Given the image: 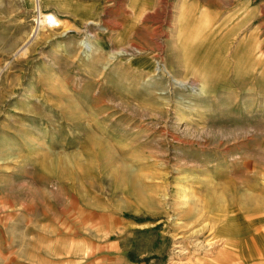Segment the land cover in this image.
I'll use <instances>...</instances> for the list:
<instances>
[{
  "label": "rangeland",
  "instance_id": "obj_1",
  "mask_svg": "<svg viewBox=\"0 0 264 264\" xmlns=\"http://www.w3.org/2000/svg\"><path fill=\"white\" fill-rule=\"evenodd\" d=\"M196 261L264 264V0H0V264Z\"/></svg>",
  "mask_w": 264,
  "mask_h": 264
},
{
  "label": "crops",
  "instance_id": "obj_2",
  "mask_svg": "<svg viewBox=\"0 0 264 264\" xmlns=\"http://www.w3.org/2000/svg\"><path fill=\"white\" fill-rule=\"evenodd\" d=\"M190 7V6H189ZM43 18V23L51 28V29H54V28H57L59 27L61 24H60V21L53 15L51 14H48V15H41ZM125 264H132L130 262H127ZM203 264H212V261L208 262V263H203Z\"/></svg>",
  "mask_w": 264,
  "mask_h": 264
},
{
  "label": "bare ground",
  "instance_id": "obj_3",
  "mask_svg": "<svg viewBox=\"0 0 264 264\" xmlns=\"http://www.w3.org/2000/svg\"><path fill=\"white\" fill-rule=\"evenodd\" d=\"M82 46H83V48H84V52L87 54V53H89V52H91V50L93 49V46L91 45H89V42H84L83 44H82ZM88 57V56H87ZM180 82V81H179ZM182 83V82H181ZM183 84V83H182ZM234 227V225L232 226V224H230V225H226V228H225V232H226V236H230V235H233V228ZM233 228V229H232ZM229 240V238L227 239V241ZM219 242V241H218ZM226 249V248H225ZM198 261H196V264H203V263H205V261H203V262H198ZM172 264H178V263H176V262H172ZM185 264V263H184Z\"/></svg>",
  "mask_w": 264,
  "mask_h": 264
}]
</instances>
